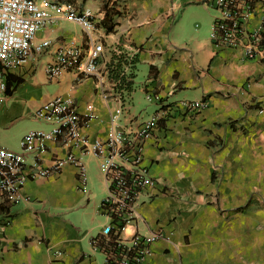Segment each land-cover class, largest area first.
Masks as SVG:
<instances>
[{"label": "crops", "instance_id": "1", "mask_svg": "<svg viewBox=\"0 0 264 264\" xmlns=\"http://www.w3.org/2000/svg\"><path fill=\"white\" fill-rule=\"evenodd\" d=\"M37 2L90 10L93 39L103 45L101 76L68 71L46 78L59 45L92 47L76 24L51 10L34 39L48 40L49 47L4 76L0 146L20 152L23 135L49 130L33 112L53 97L72 100L82 120L79 134L89 145L109 136L117 97L124 107L121 129H134L166 106L140 163L155 187L140 196L120 237L162 236L150 243L141 264H264V111L258 112L264 107L263 65L212 44L216 12L202 0ZM258 26L255 13L246 29ZM124 72L129 80L114 88L113 79ZM145 89L158 100L146 101ZM191 101L205 106L194 112L181 106ZM87 106L94 117L83 123ZM69 149L47 141L45 152L25 154L26 169L48 167ZM71 152L85 168L84 184L67 165L28 178L16 204L0 196V264H102L101 247L94 246L108 222L99 209L107 192L102 159L76 147Z\"/></svg>", "mask_w": 264, "mask_h": 264}, {"label": "built area", "instance_id": "2", "mask_svg": "<svg viewBox=\"0 0 264 264\" xmlns=\"http://www.w3.org/2000/svg\"><path fill=\"white\" fill-rule=\"evenodd\" d=\"M202 3L216 12L209 36L212 44L217 48L237 49L243 59L258 61L264 67V0H202ZM51 10L61 13L64 18L76 24L92 47L83 51L78 46L59 45L45 67L46 78L53 81L68 71L84 77L101 76L99 57L103 45L93 39L92 33L96 26L89 9L76 10L57 2L44 5L37 0H0V106L6 89L5 74L26 63L32 53H40L49 47L48 40L35 43L34 39L50 19ZM255 13L259 16V26L249 31L246 23ZM124 73L113 79L114 88L121 84L123 86L129 80L126 78L128 73ZM144 96L148 102L158 100V96L147 89L144 90ZM117 100L119 104L110 115L109 136L102 141L95 140L91 145L79 134L82 120L71 99L53 97L38 107L33 117L49 125L50 129L31 130L23 135L20 152L0 146V196L8 204H16L21 200V189L28 178L58 173L67 165L77 169L80 183L84 184L85 168L71 149L76 147L82 153L92 152L103 163L107 192L99 209L108 218L101 230V238L94 241V246L101 247L104 254L102 264H141L150 243L162 236L159 233L149 236L135 233L130 239L124 240L120 235L133 219L140 196L149 187H155L147 170L140 166L142 149L144 142L153 135L159 121L166 115L167 108L162 106L134 129H121L118 123L124 107L120 97ZM181 104L191 112L205 106L201 101ZM87 111V120L83 123L94 117L91 106H87ZM263 111L264 107L258 109L259 113ZM47 141L67 145L69 152L64 157L54 159L48 167L27 170L25 154L45 152Z\"/></svg>", "mask_w": 264, "mask_h": 264}, {"label": "trees", "instance_id": "3", "mask_svg": "<svg viewBox=\"0 0 264 264\" xmlns=\"http://www.w3.org/2000/svg\"><path fill=\"white\" fill-rule=\"evenodd\" d=\"M104 19H106V21H108L109 20V15L108 14H106V16H105V18ZM109 29H111V26H109ZM127 86H128V88H130L131 86H132V82L131 81H129L128 82V84H127Z\"/></svg>", "mask_w": 264, "mask_h": 264}]
</instances>
